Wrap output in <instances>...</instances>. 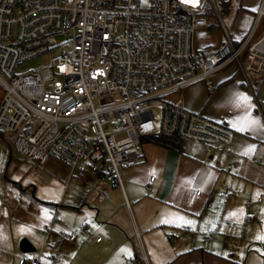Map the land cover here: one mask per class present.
I'll return each mask as SVG.
<instances>
[{
	"label": "built area",
	"instance_id": "2783aa9c",
	"mask_svg": "<svg viewBox=\"0 0 264 264\" xmlns=\"http://www.w3.org/2000/svg\"><path fill=\"white\" fill-rule=\"evenodd\" d=\"M221 1L0 0V134L11 135V148L29 166L44 171L54 160L74 170L83 164L121 189V170L143 162L136 150L147 139L176 137L226 151L231 128L167 100L234 64L246 77L264 79V0L239 40L223 23ZM213 21L224 41L200 51L195 33ZM47 54L51 61L18 72ZM76 240L66 232L55 236L56 245ZM41 255L22 256L18 264H40ZM51 260L63 264L58 253Z\"/></svg>",
	"mask_w": 264,
	"mask_h": 264
},
{
	"label": "crops",
	"instance_id": "0c3cea01",
	"mask_svg": "<svg viewBox=\"0 0 264 264\" xmlns=\"http://www.w3.org/2000/svg\"><path fill=\"white\" fill-rule=\"evenodd\" d=\"M223 41L197 49L210 51ZM226 69L168 98L172 104L231 128L234 135L226 151L198 144L187 150L183 142L180 153L144 142L136 150L143 162L122 169L127 179L122 178L123 189L80 164L71 170L65 188L70 187L75 172L93 184L86 189L83 183V195L96 211L97 225L92 229L87 223L67 225L68 220L58 219L59 204L50 206L57 213L52 219L41 207L28 206L23 215L41 214L37 219L41 217L42 224L36 231L17 234L9 226L12 209H6L0 213L4 225L0 264H18L19 258L27 257L20 252L22 239L36 253L40 250V264H56L51 258L57 253L63 264H264V101L259 100L264 79L246 77L239 66L234 75L222 73ZM153 176L155 181L150 182ZM44 225L46 232L41 230ZM83 227H87L84 233ZM214 230L213 240L206 241L204 237ZM60 232L75 235L76 242L56 245ZM40 252L27 258H38Z\"/></svg>",
	"mask_w": 264,
	"mask_h": 264
},
{
	"label": "rangeland",
	"instance_id": "374dc122",
	"mask_svg": "<svg viewBox=\"0 0 264 264\" xmlns=\"http://www.w3.org/2000/svg\"><path fill=\"white\" fill-rule=\"evenodd\" d=\"M260 2L261 0H222L219 3L223 23L233 38L242 36L245 30L251 25ZM223 39L224 33L222 27L218 21H213V25L210 28L196 31L194 44L196 48L202 49L208 46H217ZM52 59V54L40 56L24 63L19 67L18 72L34 70ZM237 69L238 65L234 64L222 73L229 72L234 75ZM235 76L236 79H240L241 77L239 74H235ZM203 82H206V80ZM260 89L259 100L264 101V82H262ZM177 93L179 94L170 95L168 97L169 100L182 94L181 91ZM154 112L157 122H159V109L154 110ZM10 137L11 135L9 134H3V137L0 136V213L6 211V209H12L11 211L9 210L11 215V223L9 226L17 234H20L25 231H36L42 224L41 217L38 218L39 220L37 219L41 214L35 216L30 214L28 217H25L23 212L26 211L20 209L17 201L25 203L29 208L41 207L43 212L47 213L51 219L57 213L54 208H51L47 204H59L62 207V212H65V215L60 212L58 219L68 220L65 221L67 225L79 224L80 226L87 223L91 229L97 225L95 221L96 211L89 208L91 205L85 201V195H83L86 191L83 183L87 178L81 179L78 173L75 172L74 177L71 179L70 187L65 188V183L68 181L71 173V169L68 166L59 161H56L53 165L49 163L45 171L29 166L13 147L9 148ZM193 147H195L194 144H185L187 150ZM84 167L87 168L85 165ZM121 175H123L122 178L126 182L127 179L124 176V171ZM69 205H73L75 208L70 210L66 207ZM45 226H42L41 230ZM3 228L4 225L0 224V234H2ZM39 252L40 250L37 253L26 255L27 257H32Z\"/></svg>",
	"mask_w": 264,
	"mask_h": 264
},
{
	"label": "trees",
	"instance_id": "16d2710c",
	"mask_svg": "<svg viewBox=\"0 0 264 264\" xmlns=\"http://www.w3.org/2000/svg\"><path fill=\"white\" fill-rule=\"evenodd\" d=\"M251 26V25H250ZM249 26V28H250ZM249 30V29H248ZM3 137V134H0ZM144 142L152 143L159 147L165 148L167 150L175 151V152H183V141L176 137H166V136H156L154 138H150L145 140ZM9 148L11 147L10 144ZM48 206H53L51 204H47ZM55 206V205H54Z\"/></svg>",
	"mask_w": 264,
	"mask_h": 264
},
{
	"label": "water",
	"instance_id": "95a60500",
	"mask_svg": "<svg viewBox=\"0 0 264 264\" xmlns=\"http://www.w3.org/2000/svg\"><path fill=\"white\" fill-rule=\"evenodd\" d=\"M20 252L22 254L36 253V248L27 239H22L20 242Z\"/></svg>",
	"mask_w": 264,
	"mask_h": 264
},
{
	"label": "snow or ice",
	"instance_id": "6c2138e0",
	"mask_svg": "<svg viewBox=\"0 0 264 264\" xmlns=\"http://www.w3.org/2000/svg\"><path fill=\"white\" fill-rule=\"evenodd\" d=\"M186 2H189V3H192L193 4V6L195 5V3H196V0H186ZM246 99V98H245ZM260 237H258V239H259Z\"/></svg>",
	"mask_w": 264,
	"mask_h": 264
}]
</instances>
